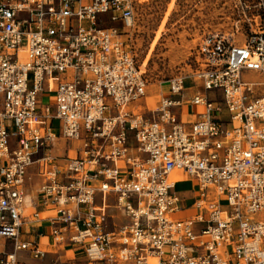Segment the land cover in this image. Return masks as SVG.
I'll return each instance as SVG.
<instances>
[{"label": "built area", "instance_id": "obj_1", "mask_svg": "<svg viewBox=\"0 0 264 264\" xmlns=\"http://www.w3.org/2000/svg\"><path fill=\"white\" fill-rule=\"evenodd\" d=\"M146 1L0 0V264H264V81L243 79L264 75V0H235L243 39L205 35L192 71L133 111L148 79L112 24ZM189 78L201 91L174 97ZM176 177L196 182L189 206Z\"/></svg>", "mask_w": 264, "mask_h": 264}, {"label": "rangeland", "instance_id": "obj_2", "mask_svg": "<svg viewBox=\"0 0 264 264\" xmlns=\"http://www.w3.org/2000/svg\"><path fill=\"white\" fill-rule=\"evenodd\" d=\"M250 1L256 2V0ZM234 4L235 0H147L139 4L133 28H124L119 22L112 24L125 33L124 38L135 51L138 63L145 70L148 79L147 93L140 104L145 106L146 110L148 107L151 109L158 106L162 95L168 93L171 78L192 71L198 45L205 35L212 32L234 33L236 40L243 39L245 29L237 30L234 24L238 17ZM65 74L66 72L55 74L53 79L58 80ZM243 79L264 81V75L245 71ZM55 85L52 78L48 77L44 84V92L40 95L44 103L54 97ZM184 86L183 93L174 97H190L198 90L199 82L196 78H189ZM188 109L183 107L182 113ZM195 110L200 112L202 108L197 107ZM55 128L59 131L58 122L55 123ZM58 143L55 147V152L58 154H65L69 148L72 149L71 154H74V147L79 144L65 139H60ZM37 166L40 167L37 163L30 172L33 181L28 189L29 197L25 202L26 205L32 202L35 189L42 181ZM187 187L193 185L179 184L176 189L180 191ZM192 201L190 199L183 204L189 206ZM222 201L225 205L226 198L223 197ZM186 213H189L188 210H183L179 215L183 216ZM263 215L258 214L256 218L259 219ZM116 221L118 222L117 219ZM28 229L30 228L25 225L22 230ZM22 238L29 239L32 236L23 234ZM6 242V238L0 237V244L5 245Z\"/></svg>", "mask_w": 264, "mask_h": 264}, {"label": "crops", "instance_id": "obj_3", "mask_svg": "<svg viewBox=\"0 0 264 264\" xmlns=\"http://www.w3.org/2000/svg\"><path fill=\"white\" fill-rule=\"evenodd\" d=\"M200 91H201L200 88H198V90L196 92L192 93V95H194L195 93L200 92ZM190 97H185V98H190ZM180 118H182V120L185 121V122H190V119L192 118L191 122H193L197 118V114H195V113L193 114L191 112V110L188 109L185 113H181ZM179 184H192L193 185V187H187L186 189H183V190H180V191L178 190L180 192L181 196L187 202L188 200H190L195 195V186H194V184H196V182L194 180L190 179V178H186V179L180 180L177 183V185H179ZM31 186H32V184L29 185V187H31ZM186 214H188V213H186Z\"/></svg>", "mask_w": 264, "mask_h": 264}, {"label": "bare ground", "instance_id": "obj_4", "mask_svg": "<svg viewBox=\"0 0 264 264\" xmlns=\"http://www.w3.org/2000/svg\"><path fill=\"white\" fill-rule=\"evenodd\" d=\"M146 93H147V92H146ZM145 97H146V95L143 96V97H141V98H139V99H136V100L132 101L130 104L127 105V108H129V109H131V110H133V111H138V110L146 111V107L140 104V101H141L143 98H145ZM176 179H177V180H181L182 178H180V177H176Z\"/></svg>", "mask_w": 264, "mask_h": 264}]
</instances>
